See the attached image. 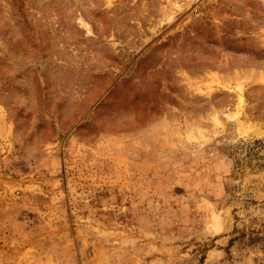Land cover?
Segmentation results:
<instances>
[{
    "label": "rangeland",
    "instance_id": "rangeland-1",
    "mask_svg": "<svg viewBox=\"0 0 264 264\" xmlns=\"http://www.w3.org/2000/svg\"><path fill=\"white\" fill-rule=\"evenodd\" d=\"M199 7L0 0V264H264V0Z\"/></svg>",
    "mask_w": 264,
    "mask_h": 264
},
{
    "label": "built area",
    "instance_id": "built-area-1",
    "mask_svg": "<svg viewBox=\"0 0 264 264\" xmlns=\"http://www.w3.org/2000/svg\"><path fill=\"white\" fill-rule=\"evenodd\" d=\"M178 1L183 4H187L191 9V12H193L194 14H198L200 12L199 10L200 0H178Z\"/></svg>",
    "mask_w": 264,
    "mask_h": 264
},
{
    "label": "bare ground",
    "instance_id": "bare-ground-1",
    "mask_svg": "<svg viewBox=\"0 0 264 264\" xmlns=\"http://www.w3.org/2000/svg\"><path fill=\"white\" fill-rule=\"evenodd\" d=\"M256 127V126H255Z\"/></svg>",
    "mask_w": 264,
    "mask_h": 264
}]
</instances>
